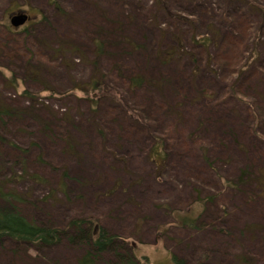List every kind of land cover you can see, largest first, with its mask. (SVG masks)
I'll return each mask as SVG.
<instances>
[{
	"label": "rangeland",
	"instance_id": "1",
	"mask_svg": "<svg viewBox=\"0 0 264 264\" xmlns=\"http://www.w3.org/2000/svg\"><path fill=\"white\" fill-rule=\"evenodd\" d=\"M259 10L264 0H0V108L11 111L0 120V183L22 197L13 204L37 224L102 225L142 264H193L204 252L206 264H264ZM20 12L30 22L9 32ZM205 38L210 57L194 48ZM175 39L184 46L165 64L156 54ZM136 75L146 85L128 88ZM159 143L168 154L156 166ZM80 254L6 245L0 264Z\"/></svg>",
	"mask_w": 264,
	"mask_h": 264
},
{
	"label": "trees",
	"instance_id": "2",
	"mask_svg": "<svg viewBox=\"0 0 264 264\" xmlns=\"http://www.w3.org/2000/svg\"><path fill=\"white\" fill-rule=\"evenodd\" d=\"M259 13L263 14L262 16L264 17V10H259ZM11 31L15 32L14 28L10 26L9 32ZM234 38L238 40V44L243 40L242 38L239 39V37ZM176 39L173 41V45L167 47L161 46L159 52L156 54L159 56L158 59L165 64L172 62L178 56L177 51L181 50L182 45L184 46L182 40L180 45L179 42H176ZM3 42L9 43V47L5 48L10 54L16 53L19 50V46H16L18 40L13 35H7V38ZM194 48L205 53L207 52V54L209 53L208 55L210 57L212 42L205 38L202 42L196 43ZM186 56L193 58L192 54L188 51ZM126 81L128 88L137 89L146 85V80L143 75L127 78ZM91 84H93L91 89H94L98 83L90 82L87 90ZM10 117V110L0 108V120ZM167 148L166 144L159 143L153 150L152 155H149L150 158L153 157V162L156 166L165 162L168 154ZM203 162L208 165V159L204 155ZM24 173L28 174L25 171ZM246 175L247 173L243 171L240 181H243ZM32 178L36 182H45L38 175H33ZM21 200L22 197L17 193L5 190V183H0V201L6 202L5 205H7L6 207L0 206L1 247L7 245L24 248L33 245L42 248H54L65 243L81 252L76 264H142L136 256L133 245L131 246L126 241L121 240L120 237L110 234L102 225L94 224L87 219L72 220L61 228L46 224H37L27 219L13 204V202H19ZM190 222H194V220L184 219L183 225H190ZM172 258L174 264H189L186 260L180 259L177 256L173 255ZM206 258V253H201L200 258H198L200 260L195 259L193 264H206Z\"/></svg>",
	"mask_w": 264,
	"mask_h": 264
},
{
	"label": "water",
	"instance_id": "3",
	"mask_svg": "<svg viewBox=\"0 0 264 264\" xmlns=\"http://www.w3.org/2000/svg\"><path fill=\"white\" fill-rule=\"evenodd\" d=\"M29 21V17L25 12H20L17 15H13L11 18V25L14 28H19L24 26Z\"/></svg>",
	"mask_w": 264,
	"mask_h": 264
},
{
	"label": "flooded vegetation",
	"instance_id": "4",
	"mask_svg": "<svg viewBox=\"0 0 264 264\" xmlns=\"http://www.w3.org/2000/svg\"><path fill=\"white\" fill-rule=\"evenodd\" d=\"M30 17V16H29Z\"/></svg>",
	"mask_w": 264,
	"mask_h": 264
}]
</instances>
